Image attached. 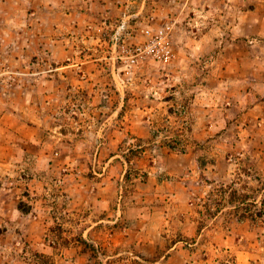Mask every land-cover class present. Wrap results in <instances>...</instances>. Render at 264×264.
<instances>
[{"label":"rangeland","instance_id":"374dc122","mask_svg":"<svg viewBox=\"0 0 264 264\" xmlns=\"http://www.w3.org/2000/svg\"><path fill=\"white\" fill-rule=\"evenodd\" d=\"M118 1L101 11L87 0H0V157H8L0 158V195L11 199L15 224L40 219L48 228L43 241L15 231L13 261L52 264L45 243L62 264H264V153L234 154L232 167L222 158L220 180L192 185L187 199L171 195L175 185L154 168L189 140L181 135L189 123L167 121L165 105L158 121H138L137 99L170 95L165 74L127 58L151 27H131L124 42ZM144 14L166 25L163 8ZM98 36L115 46L121 68H95L96 103L77 105L73 63L98 52ZM252 145L264 147L262 137ZM208 156L196 154L200 163ZM130 241L136 250L123 244Z\"/></svg>","mask_w":264,"mask_h":264},{"label":"crops","instance_id":"0c3cea01","mask_svg":"<svg viewBox=\"0 0 264 264\" xmlns=\"http://www.w3.org/2000/svg\"><path fill=\"white\" fill-rule=\"evenodd\" d=\"M89 1L99 2L102 11L109 0H87ZM118 2V9L123 13V24L126 29L129 27L123 32L124 42L132 36L131 27L135 25L159 28L153 27L152 21H148L149 18L144 14L152 8H163L165 24H173L170 34L173 61L165 64L149 59L140 66L146 71L157 69L165 74L162 81L166 83V93L170 97L166 100L150 99L147 102H139L137 99L135 102V107L140 112L137 119L141 123L147 121L148 114L154 116L153 121L161 119L158 115L163 105L168 109L165 114L167 121L180 119L189 123V126L181 130V135L189 140L180 146L172 145L168 149L169 160L159 161L154 168L156 171H164V178L158 175L162 177L160 179H163V183L175 185L171 195L187 199L192 192V185L206 184L209 182L208 178L220 180L222 170L219 165L222 158L229 162L237 153H264V147L255 150L252 145L259 137H262L264 145V0ZM102 17L103 12L100 18ZM97 40L98 52L87 51L81 61L79 57L73 63V74L76 73L77 77L73 78V103L77 105L96 103L97 97L92 96L95 83L91 81L95 68L100 67L103 71L110 67L109 64L113 70L121 68L115 62L120 55L115 46L110 51L109 46L105 45L106 40L101 36ZM155 85L153 89L160 92L162 87ZM179 92H182L180 101L175 96ZM178 103L188 107L180 116L170 110ZM119 104L124 102L119 101ZM139 126L143 129L146 127L143 124ZM174 133L173 129H169L168 135L173 136ZM201 152L209 154L204 163L196 158V154ZM4 161L7 164L8 157ZM229 164L232 167L234 162ZM2 198L0 195V264H15L13 233H29L42 240V235H46L48 228L40 223V219L35 222L26 219L27 222L15 224V208L11 199ZM30 215L31 212H28L27 217L30 218ZM177 243L170 248H174ZM123 244L129 248L133 246L135 250L137 248L132 241ZM42 245L44 257L53 255L52 264H62L61 254H52L48 250L49 246L45 243ZM120 252L122 250L117 254ZM135 257L142 261L141 255ZM143 259L151 262L148 258Z\"/></svg>","mask_w":264,"mask_h":264},{"label":"built area","instance_id":"2783aa9c","mask_svg":"<svg viewBox=\"0 0 264 264\" xmlns=\"http://www.w3.org/2000/svg\"><path fill=\"white\" fill-rule=\"evenodd\" d=\"M173 24L169 23L160 28L144 29L145 40L133 46L126 55L133 63H141L149 59L169 64L173 59L170 34Z\"/></svg>","mask_w":264,"mask_h":264}]
</instances>
